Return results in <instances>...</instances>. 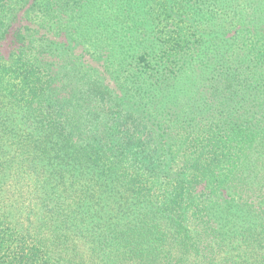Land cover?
Instances as JSON below:
<instances>
[{"label": "trees", "instance_id": "1", "mask_svg": "<svg viewBox=\"0 0 264 264\" xmlns=\"http://www.w3.org/2000/svg\"><path fill=\"white\" fill-rule=\"evenodd\" d=\"M0 264H264V0H0Z\"/></svg>", "mask_w": 264, "mask_h": 264}]
</instances>
